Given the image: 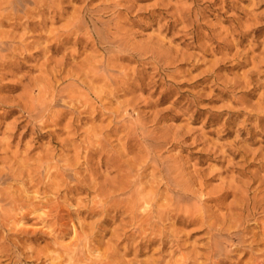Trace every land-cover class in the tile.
Instances as JSON below:
<instances>
[{
	"label": "rangeland",
	"instance_id": "374dc122",
	"mask_svg": "<svg viewBox=\"0 0 264 264\" xmlns=\"http://www.w3.org/2000/svg\"><path fill=\"white\" fill-rule=\"evenodd\" d=\"M36 1L24 14L0 0V42L9 46L0 47V174L19 175L25 158L28 169L51 159L73 169L65 184L84 191L57 178L55 190L0 223V264H50L32 254L44 250L62 260L73 242L68 224L86 227L94 255H108L120 235L123 264H210L215 239L223 264H253L264 252V212L247 217L241 204L264 199V0ZM167 177L189 196L170 214L185 219L165 220L154 229L163 242L135 253L141 236H123L136 232L128 183L158 192L159 208L171 203ZM99 188L117 192L119 211L94 231ZM56 223L65 235L54 242Z\"/></svg>",
	"mask_w": 264,
	"mask_h": 264
},
{
	"label": "bare ground",
	"instance_id": "6f19581e",
	"mask_svg": "<svg viewBox=\"0 0 264 264\" xmlns=\"http://www.w3.org/2000/svg\"><path fill=\"white\" fill-rule=\"evenodd\" d=\"M32 1H36V0H13L12 3L17 4L13 5L14 9L16 11H19L21 9V11L23 10V13L25 11H27V3L32 2ZM37 2V1H36ZM19 5V6H18ZM14 11V10H13ZM26 13V12H25ZM24 13V14H25ZM7 15V14H6ZM5 16V15H4ZM83 25V23H82ZM85 25H83L82 27H84ZM15 36H17L15 34ZM7 38V37H6ZM78 38V37H77ZM103 40L104 39H108L107 36H102ZM18 40V39H17ZM107 41V40H105ZM13 43V42H12ZM116 43V42H115ZM108 44V43H107ZM111 44V43H109ZM114 44V43H112ZM114 46V45H113ZM0 47L2 50H7L8 49V45L0 42ZM97 66V65H96ZM101 66V65H100ZM103 73H111L109 70H107L106 68L103 69ZM102 76H106L103 75ZM97 78V77H96ZM113 78V77H112ZM108 79V78H106ZM110 79V78H109ZM116 81V80H115ZM106 82V81H105ZM90 84V83H89ZM92 87V86H91ZM88 88V87H85ZM89 92V91H88ZM87 94V93H86ZM62 97V96H61ZM60 98V97H59ZM64 98V97H63ZM62 99V98H61ZM65 99V98H64ZM67 99V98H66ZM65 99V100H66ZM55 100V99H54ZM49 106V105H48ZM47 106V107H48ZM52 107V105H51ZM32 109V108H31ZM37 109H41L40 107H38ZM52 108H50L49 110L51 111ZM27 112V111H26ZM69 112H71L69 110ZM51 113V112H50ZM49 113V114H50ZM46 114V113H45ZM47 115V114H46ZM28 116V115H27ZM39 116V114H38ZM46 117V116H45ZM37 118V117H36ZM43 119V118H42ZM29 121V120H28ZM56 121V120H55ZM60 121V120H59ZM44 124V123H42ZM58 124V123H57ZM42 126V125H40ZM97 130V129H95ZM87 133V132H86ZM93 133V132H92ZM80 134V133H79ZM88 134V133H87ZM40 135V134H39ZM97 135V134H95ZM90 135H88L89 137ZM94 136V135H93ZM99 136V135H98ZM105 136V135H104ZM84 137V136H83ZM87 137V138H88ZM91 137V136H90ZM89 137V138H90ZM100 137V136H99ZM58 139V138H57ZM96 139V138H94ZM104 140V139H103ZM69 142V141H68ZM99 142V141H98ZM103 142V141H102ZM92 144V143H91ZM9 145V144H8ZM83 145H85L83 143ZM100 145V144H99ZM98 145V146H99ZM152 145V144H151ZM7 147V145H6ZM17 147V146H16ZM86 147V146H84ZM18 148V147H17ZM155 148V147H154ZM81 150V149H80ZM115 150V149H114ZM79 151V150H77ZM87 151V150H86ZM102 151V150H101ZM155 151V150H154ZM10 152V150L8 151ZM62 152V151H61ZM93 152V151H91ZM29 153V152H28ZM27 153V154H28ZM63 153V152H62ZM80 153V152H79ZM82 153V152H81ZM85 153V152H84ZM76 154V153H75ZM114 154V153H113ZM8 155V154H7ZM60 155V154H59ZM58 155V156H59ZM62 155V154H61ZM41 156V155H40ZM55 156V155H54ZM105 157V156H104ZM32 158V157H30ZM30 158H25L28 161L23 162L20 164L22 166V168L24 167H29L31 166V163L29 165L30 162ZM35 158V157H34ZM42 158V156L40 157ZM49 158V156H48ZM83 158V157H82ZM103 159V158H102ZM33 160V159H32ZM51 159H47V160H37L35 162L36 167L34 169H20L19 175H16L15 173L9 171V173L7 174H0V223H4L5 221H12L13 218H15L16 216L14 215H19L18 212H23L24 210H26L27 206L32 205V204H36L38 202V200L40 199V194L43 190H47L50 188H54V185L56 186V184H53V181L57 178H60V183L62 182V184H64L66 186V189L68 192H72L74 190L77 191H84V188L82 186H75L72 187L69 184H65L67 183L66 181V176H68L71 180H74L75 178L71 177L70 172L73 169H69V168H63V167H59L58 166V162L57 163H53L52 161H50ZM85 160V159H84ZM101 160V159H100ZM75 161V159H74ZM111 161V160H110ZM153 161V160H152ZM64 162V161H63ZM82 163V162H81ZM86 163V162H85ZM104 163V162H103ZM62 164V163H61ZM65 164V163H64ZM63 164V165H64ZM161 164V163H160ZM67 165V164H65ZM64 165V166H65ZM88 165V164H87ZM15 166V165H14ZM164 167V166H163ZM169 167V166H168ZM130 168V167H129ZM159 168V167H158ZM162 168V167H161ZM118 169V168H117ZM157 169V166H156ZM163 169V168H162ZM169 169V168H168ZM17 170V169H16ZM15 170V171H16ZM160 170V169H158ZM7 171V170H6ZM140 171H143V169L141 168ZM114 172V171H113ZM164 172L166 174V176H170L169 170H162V172L164 175ZM140 175H142V173H140ZM107 176V175H106ZM75 177V176H74ZM96 178V177H95ZM94 178V179H95ZM133 178V177H132ZM169 178V177H167ZM173 178V177H172ZM142 179V178H140ZM170 179V178H169ZM175 179V178H174ZM177 180V179H176ZM176 180H171L169 181V184H167V189L173 193L170 196L171 199V203L169 206H164L165 204L167 205V203H165L163 205V207H159L157 208L156 204H157V196H158V192L156 194L153 193H149V194H144L143 190H139V189H134V187L136 185L140 183L139 182H133V181H129L127 189L130 192L129 196H131V198L127 201L125 200V202L129 205L132 204V207L129 206V209L127 210L128 212L131 213L132 216V222H133V226L136 227V232L134 233H130V234H123L124 239L125 240H129L131 237H134L135 235L139 234L142 238V242H138L139 245L134 249L135 253H142L145 249L144 248H149L152 244H156L157 241H162L163 242V235L161 234L160 236H157V234L155 235L154 233V229L156 227H159V225H162L163 222H165V220H173L174 223H178L181 222L183 219H185V217L179 215V214H175V215H170L172 211H183V208H185V201L186 199L189 197L187 195L183 194V190L181 189L182 183L176 181ZM184 180V179H183ZM141 181V180H140ZM153 181V180H152ZM162 181V180H161ZM188 181V180H185ZM81 182V181H80ZM191 182V181H190ZM69 183V182H68ZM94 183V182H93ZM92 183V184H93ZM203 183V182H202ZM21 184L22 188H18L17 186ZM62 184H57L58 185H62ZM80 184V183H79ZM104 184H106L104 182ZM149 184V182H148ZM166 184V183H165ZM192 184V183H191ZM83 185V184H82ZM151 185V183L149 184ZM157 185V184H155ZM164 185V183L162 184V186ZM190 185V184H189ZM64 186V187H65ZM86 186V185H85ZM84 186V187H85ZM144 186V185H143ZM161 186V187H162ZM63 187V189H64ZM88 187V186H87ZM87 187L85 189H87ZM165 187V185H164ZM202 187V186H201ZM56 188V187H55ZM54 188V190H55ZM65 189V190H66ZM160 189V186L158 187V190ZM63 190V191H65ZM200 190H202L200 188ZM62 191V192H63ZM89 191V190H88ZM133 191V192H132ZM192 191V190H191ZM237 191V190H236ZM50 192V191H49ZM97 195H98V200H96L94 203L97 205L95 209H93V211L91 212L92 214L96 213L98 216L101 215L103 216V219L101 221H99L98 223H94L93 225L90 226L89 230H99L100 227L102 225H105L109 222L108 220V216H110L112 214V212H114L115 214L113 215V218L116 219L117 218V214H118V206H117V201H118V196H117V192L112 190L109 192H105L103 189L99 188L97 190ZM122 194V193H121ZM225 195H227V193H224ZM58 195V194H57ZM164 195V194H162ZM170 195V194H169ZM196 195V194H195ZM201 195V194H200ZM223 195V194H222ZM121 198V197H120ZM159 198V197H158ZM162 198V197H161ZM248 198V197H247ZM246 199V197H245ZM55 200V199H54ZM59 200V199H58ZM255 200V199H254ZM40 201V200H39ZM166 201V200H165ZM250 199H246L242 202L241 206L243 207L242 209L245 211H248L249 214L247 215V217H251L254 215V212L258 211L259 209H262L261 212H264V199H262L260 202L255 201V204L253 205V207L250 204ZM188 202V201H187ZM56 203V202H55ZM62 204V203H61ZM238 204V203H237ZM192 205V204H191ZM240 205V204H239ZM66 206V205H65ZM127 208V207H126ZM246 208V209H245ZM58 210V209H57ZM241 210V212L239 213V217L237 219L239 225L238 227L243 225V221L245 218V211ZM56 211V210H54ZM68 211V210H67ZM81 211V210H80ZM121 211V210H120ZM139 211L141 212V214H139ZM196 211V210H195ZM198 211V210H197ZM238 211V210H237ZM243 211V212H242ZM254 211V212H253ZM70 212V211H69ZM83 212V211H82ZM85 212V210H84ZM89 212V211H88ZM57 213V212H56ZM79 213V212H78ZM58 214V213H57ZM61 214V213H59ZM77 214V213H76ZM91 214V215H92ZM55 215V214H54ZM45 216L47 217L48 215L45 214ZM62 216V215H61ZM128 216V215H127ZM186 216V215H185ZM196 216V215H195ZM18 217V216H17ZM46 217L44 220H46ZM94 217V216H93ZM199 217V216H198ZM203 217V216H202ZM187 218V217H186ZM206 218V217H205ZM16 219V218H15ZM69 219V218H68ZM125 219V218H124ZM127 219V218H126ZM208 219V218H207ZM247 219V218H246ZM43 220V221H44ZM47 221V220H46ZM69 221V220H68ZM56 222V220H55ZM72 222V221H71ZM206 222V221H205ZM17 221H13L11 224L12 225H16ZM45 223V222H44ZM87 223V222H86ZM171 223V222H170ZM63 224V223H62ZM81 223H79L80 226ZM169 224V222H168ZM185 224V223H183ZM71 229H72V233H74L73 235V242L70 244H68L69 246H61L64 248V253L66 252L65 255H67V257L63 258L61 260V257L58 256L56 254L57 257H54V255L52 256L50 253H48V251H43V252H37L34 251L32 254L35 255V258L37 260H39L41 263H46L47 261H51L50 264H63L64 262L68 263V264H123L121 262V260L119 261L118 259L121 257L119 255V250H120V246H121V236L118 235V239H116L115 242V246L114 247H109L107 248V252L108 255L104 254H97L94 255V248L92 244V242L90 241V237L89 236H85L82 234V230H84L86 227L82 226L80 228V230L78 228H76L74 225L68 224ZM87 226L89 224H86ZM147 225V226H145ZM212 225V224H211ZM132 226V225H131ZM228 226V225H227ZM231 226V225H230ZM48 227V226H47ZM64 225H60L59 223H56L55 225H52L51 228L52 230H50V232L48 234H51L54 238V242L57 241V239H59L61 236L65 235V228H63ZM127 227V225H126ZM148 227V228H146ZM49 228V227H48ZM169 228V227H168ZM222 228V227H221ZM50 229V228H49ZM162 229V228H161ZM167 229V228H166ZM117 230V229H116ZM119 230V229H118ZM132 230V229H131ZM148 230H152V233L149 234L147 233ZM35 231V230H34ZM135 231V230H134ZM165 231V230H164ZM214 231V229H213ZM219 231H221V229H219ZM161 232V230H160ZM159 232V233H160ZM92 233V232H91ZM169 233V232H168ZM233 233V231H232ZM25 234V233H24ZM35 235H38L37 233H34ZM33 234V235H34ZM113 234V233H112ZM145 234V237H142V235ZM175 234V233H174ZM227 234V233H226ZM231 234V233H230ZM43 234H41L42 236ZM114 235V234H113ZM154 235V237H152ZM219 235V234H218ZM224 235V234H223ZM173 236V235H172ZM93 237V235H92ZM137 237V236H136ZM160 237V238H158ZM165 237V236H164ZM180 238V237H179ZM161 239V240H159ZM240 239V238H239ZM256 239V238H255ZM123 240V239H122ZM146 240V241H144ZM246 240V239H245ZM95 241V240H94ZM144 241V242H143ZM253 241V240H252ZM135 242V241H134ZM56 245L58 243H55ZM54 244V245H55ZM61 244V243H60ZM244 244V243H243ZM51 245V244H50ZM52 245V247L54 246ZM102 245V244H101ZM135 245V244H134ZM182 245V244H181ZM47 246V245H46ZM49 246V245H48ZM60 246V245H58ZM57 246V247H58ZM132 246V245H131ZM165 246V245H164ZM177 246V245H176ZM242 246V245H241ZM10 247V246H9ZM16 247V246H15ZM14 247V248H15ZM56 247V248H57ZM210 247V246H209ZM240 247V246H239ZM55 247H53L54 249ZM60 248V247H59ZM129 246H127L125 248V250H129ZM177 248V247H176ZM10 249V248H9ZM21 249V248H20ZM19 249V250H20ZM42 249H45L42 248ZM62 248H60L61 251ZM210 249V256L208 258V260H211L210 264H223V260L220 259L221 256L224 255V250H225V245L224 242L220 239H215L213 245L211 246ZM208 249V251H209ZM14 250V249H13ZM59 250V249H58ZM98 252L100 249H97ZM156 250V249H154ZM176 250V249H175ZM30 251V250H29ZM53 251V250H52ZM124 251V250H123ZM147 251V250H145ZM170 251V250H169ZM15 252V251H14ZM56 252V251H55ZM63 252V251H62ZM154 252V251H153ZM161 252V251H160ZM157 252L156 254L158 255ZM178 252V251H176ZM12 253V252H11ZM15 253H18L17 251ZM31 253V252H28ZM132 253V252H131ZM145 253V252H144ZM127 254V253H126ZM130 254V253H128ZM146 254V253H145ZM196 254V253H195ZM21 255H23V253H19L17 256L20 257ZM60 255V254H59ZM144 255V254H143ZM164 255L165 254V250H164ZM175 255V254H174ZM16 256V257H17ZM138 256V255H137ZM136 256V257H137ZM162 256V255H161ZM168 256V255H166ZM135 257V256H134ZM172 257V256H170ZM122 258V257H121ZM190 258V257H189ZM197 258V257H196ZM224 258V257H223ZM163 259V258H162ZM207 259V258H206ZM126 260V259H125ZM134 260V259H132ZM165 260V259H164ZM168 260V259H167ZM188 260V259H187ZM36 261V260H35ZM163 261V260H162ZM181 261V260H180ZM185 261V260H184ZM131 262V261H130ZM151 262V261H150ZM155 262V261H153ZM157 262V261H156ZM155 262V263H156ZM169 262V261H168ZM167 262V263H168ZM179 262V261H177ZM138 263H141L138 262ZM144 263V262H143ZM154 263V264H155ZM166 263V264H167ZM186 262H180V264H186ZM191 263V262H190ZM127 264V263H126ZM137 264V263H136ZM145 264V263H144ZM150 264V263H148ZM157 264V263H156ZM161 264V263H160ZM195 264V263H194ZM253 264H264V252L261 255L254 256V263Z\"/></svg>",
	"mask_w": 264,
	"mask_h": 264
}]
</instances>
